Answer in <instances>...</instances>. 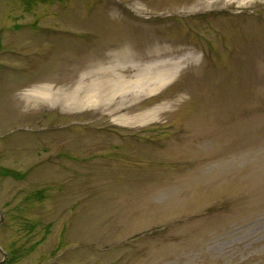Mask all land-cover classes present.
Instances as JSON below:
<instances>
[{"label":"rangeland","instance_id":"1","mask_svg":"<svg viewBox=\"0 0 264 264\" xmlns=\"http://www.w3.org/2000/svg\"><path fill=\"white\" fill-rule=\"evenodd\" d=\"M246 1L0 0L1 264H264ZM149 64L146 90L104 86Z\"/></svg>","mask_w":264,"mask_h":264},{"label":"bare ground","instance_id":"2","mask_svg":"<svg viewBox=\"0 0 264 264\" xmlns=\"http://www.w3.org/2000/svg\"><path fill=\"white\" fill-rule=\"evenodd\" d=\"M249 3V0L246 1V4H241V5H248ZM154 67V65L152 64H149L147 69L145 70V72H139L135 75V78L132 79V80H124L119 78V72L115 73L114 75H111L110 73L108 74V78H106V80L104 81V86L105 87H110L111 90H112V93H115V92H121V93H125L129 90L131 91H136L137 88H139V90H143V89H148L150 88L149 85L150 83L152 84V82H155V78L156 77H153V75H151V69ZM115 70L117 71L118 69L119 70H124L125 71V67L124 66H121V65H118L116 67H111L109 70ZM118 70V71H119ZM164 75L162 76L164 79H168L171 74H172V71H167L165 73H163ZM108 79V81H107ZM159 81V82H158ZM157 82L161 84L160 81H162V78L161 80H158ZM157 85V84H156ZM103 95L102 93V90H98V88L94 89V88H91L89 90V92L86 94L85 97H83L82 99L87 102V103H91L92 101L95 100L96 97H98Z\"/></svg>","mask_w":264,"mask_h":264},{"label":"trees","instance_id":"3","mask_svg":"<svg viewBox=\"0 0 264 264\" xmlns=\"http://www.w3.org/2000/svg\"><path fill=\"white\" fill-rule=\"evenodd\" d=\"M3 174H4V175H10L9 173H3ZM11 176H13V177H14V176H16V175H11Z\"/></svg>","mask_w":264,"mask_h":264},{"label":"water","instance_id":"4","mask_svg":"<svg viewBox=\"0 0 264 264\" xmlns=\"http://www.w3.org/2000/svg\"><path fill=\"white\" fill-rule=\"evenodd\" d=\"M2 263V261H0V264Z\"/></svg>","mask_w":264,"mask_h":264}]
</instances>
